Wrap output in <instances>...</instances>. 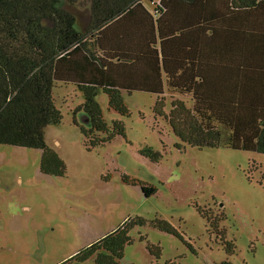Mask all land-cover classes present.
<instances>
[{
  "label": "trees",
  "instance_id": "trees-1",
  "mask_svg": "<svg viewBox=\"0 0 264 264\" xmlns=\"http://www.w3.org/2000/svg\"><path fill=\"white\" fill-rule=\"evenodd\" d=\"M81 1L0 0V145L39 150L40 173L64 176L44 138L61 120L52 96L59 84L83 97L91 147L123 134L103 120L98 95L125 116L121 91H138L156 95L155 116L181 144L264 155V0H87L83 31L62 6ZM165 91L191 105L172 97L166 113ZM142 224L126 220L68 263L120 264L129 229ZM153 225L177 235L165 221Z\"/></svg>",
  "mask_w": 264,
  "mask_h": 264
},
{
  "label": "rangeland",
  "instance_id": "rangeland-1",
  "mask_svg": "<svg viewBox=\"0 0 264 264\" xmlns=\"http://www.w3.org/2000/svg\"><path fill=\"white\" fill-rule=\"evenodd\" d=\"M62 6L83 31L89 2ZM52 94L61 120L44 138L65 174H41L39 150L0 145V264H62L137 219L143 224L129 229L120 264H264V155L181 144L144 93L124 98L125 116L98 95L103 120L110 130L119 122L123 134L91 147L83 97L59 84ZM141 186L155 193L145 197Z\"/></svg>",
  "mask_w": 264,
  "mask_h": 264
},
{
  "label": "crops",
  "instance_id": "crops-1",
  "mask_svg": "<svg viewBox=\"0 0 264 264\" xmlns=\"http://www.w3.org/2000/svg\"><path fill=\"white\" fill-rule=\"evenodd\" d=\"M134 18H136V20H138L140 23H142V19H143V16H141V15H136V16H134ZM142 25V24H141ZM161 73H162V86H163V88L164 89H166L167 88V83H166V81H165V74H164V72H163V69H161ZM136 74H138V73H136ZM141 75V74H140ZM142 75H147L145 72H142ZM122 92V96H123V101H124V98L125 97H129V96H131L133 93H144V94H148V95H151V96H155V98H156V95H154V94H149V93H145V92H138V91H136V92H131L130 94H128V93H126V92H124V91H121ZM165 95H164V97H165V100H167V97L169 98V100H170V102H171V98L173 97V98H175V99H179V100H183V98L184 97H182V96H180V95H178V94H170V93H167L166 91H165V93H164ZM81 95V94H80ZM190 101V100H189ZM169 102V103H170ZM165 103H166V101H165ZM117 229V228H116ZM115 230V229H114ZM114 230H110L108 233H110V232H112V231H114ZM108 233H106V234H108ZM106 234H104V235H102L101 236V238L103 237V236H105ZM100 238V239H101ZM98 241V240H97ZM96 242V241H95ZM78 252V251H77ZM77 252H73L70 256H68L69 258H67V259H64V262L62 263V264H75V263H73V262H70V263H68V261H69V259L71 258V257H73Z\"/></svg>",
  "mask_w": 264,
  "mask_h": 264
}]
</instances>
